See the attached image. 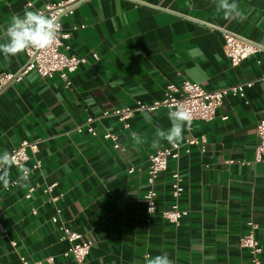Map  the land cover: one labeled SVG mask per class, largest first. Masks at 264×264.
I'll return each mask as SVG.
<instances>
[{
  "label": "crops",
  "instance_id": "obj_1",
  "mask_svg": "<svg viewBox=\"0 0 264 264\" xmlns=\"http://www.w3.org/2000/svg\"><path fill=\"white\" fill-rule=\"evenodd\" d=\"M57 1L0 0V43L7 42L13 15ZM236 3L246 17L242 22L225 19L214 0H78L60 16L68 33L61 49L85 58L69 85L57 74L42 77L32 70L0 90V154L22 139H40L24 162L33 169L26 186L0 183V264H21V258L29 264H142L146 254L164 253L173 264H254L237 245L248 220L257 224V264H264V164L253 160L256 122L264 117L258 80L264 54L232 65L222 37L228 30L264 48V0ZM24 62L25 52L8 58L0 53V73L16 72ZM184 79L207 90L252 84L242 97L225 95L212 120L193 119L178 156L157 174L158 208L173 202L172 172L182 177L177 202L187 212L174 224L157 212L147 214L143 199L148 155L169 144H153L156 129L171 126L168 109L136 111L126 127L101 117L93 122L95 134L75 127L104 109L159 99L168 82ZM107 132L116 139L104 137ZM133 132L142 143L132 140ZM201 136L203 142L186 144ZM10 171L17 179V167ZM58 225L91 240L82 261L63 254L69 241Z\"/></svg>",
  "mask_w": 264,
  "mask_h": 264
},
{
  "label": "built area",
  "instance_id": "obj_2",
  "mask_svg": "<svg viewBox=\"0 0 264 264\" xmlns=\"http://www.w3.org/2000/svg\"><path fill=\"white\" fill-rule=\"evenodd\" d=\"M78 0H59L55 3H48L41 9L45 15L54 18L59 24V18L61 15L71 13L72 6ZM26 6H30L31 2L27 1ZM61 26V24H60ZM68 33L62 31L60 27L56 41L46 49H29L25 52V62L16 72H2L0 73V90L1 88L11 82L19 81L22 76L29 72L35 71L42 77H51L57 74L63 81L65 86L70 83L69 75L78 67V65L85 61L84 57L77 56L75 54L65 53L62 47V38L67 37ZM223 51L228 57L230 64L235 65L243 58L250 54L262 51L264 54V48L260 47L256 42L246 39L240 35H237L231 31L223 30ZM258 80L261 82L264 88V70L261 72ZM252 81H244L240 83L230 84L213 90L205 89L202 84L184 79L180 83L168 82L163 90V95L159 99H154L148 103L137 101L135 106H120L111 109H104L97 117L87 116L81 123L76 125L75 129L78 132L85 131L89 134H95L96 128L93 125L94 120L101 117H113L120 121L121 124L128 126V120L136 111H152L159 107H164L169 111L176 110L177 107L183 105L189 109L192 114V120H212L215 118L216 109L221 105L225 95L232 94L242 97L244 95V88L249 87ZM222 119H226V115L221 116ZM256 134L257 143L254 149L253 160L264 164V117L260 118L256 122ZM104 137L111 136L116 139V136L110 133H105ZM40 139L28 140L22 139L19 144L12 147L8 152L14 155L19 163H23L29 158V152L36 151L37 142ZM204 138L201 136L199 139L190 138L186 141V144H198L203 142ZM114 146H118L116 143ZM180 144L175 146L168 144L162 149L156 150L148 155V175H147V189L143 193V199L145 200V211L147 214L159 213L161 217L166 220L177 224L179 219L186 214V210L179 207L177 199L183 191L182 177L180 173L175 170L171 174V196L173 202L169 205L157 207L156 203V191L153 188L155 178L157 174L167 167V159L169 157L176 158L179 154ZM39 161H35L32 167H38ZM34 187H29L26 197ZM51 185L43 188L44 191H48ZM57 197H52L55 200ZM150 209V212H149ZM34 213L35 210L32 209ZM1 217V211H0ZM52 221H56V217L53 216ZM248 230L246 233L239 236L237 245L241 248H246L252 256L254 264L258 263L256 257L260 252V244L255 235L257 224L254 221H247ZM61 231L60 237L69 241V245L63 252L65 256H72L77 261H82L89 253L91 247V240L82 239L81 234L69 229L64 225H58ZM5 228L1 224L0 220V232H4ZM14 244V241H11ZM145 256H148L147 254ZM50 261V257L47 258ZM21 264H29V262L21 258ZM34 264H39V261H35ZM142 264H145L143 262Z\"/></svg>",
  "mask_w": 264,
  "mask_h": 264
},
{
  "label": "clouds",
  "instance_id": "obj_3",
  "mask_svg": "<svg viewBox=\"0 0 264 264\" xmlns=\"http://www.w3.org/2000/svg\"><path fill=\"white\" fill-rule=\"evenodd\" d=\"M214 3L217 10L223 12L225 19L241 22L246 19L236 0H214ZM60 27L54 18L45 15L42 10L26 9L22 15H13L6 29L7 42L0 43V53L8 58L29 49H46L56 41ZM168 119L171 122L169 129L166 131L161 128L156 129L155 135L158 139L154 140V146L160 140H166L173 146L181 141L185 127L192 123V114L188 108L181 105L168 113ZM131 138L136 144L143 142L136 132L131 134ZM14 165L18 169V177L12 180L10 170ZM32 172L33 169L19 163L16 157L7 150L0 154V183L3 184L4 188H8L10 185L26 186ZM144 260L145 264H173L167 253L154 257L145 256Z\"/></svg>",
  "mask_w": 264,
  "mask_h": 264
}]
</instances>
